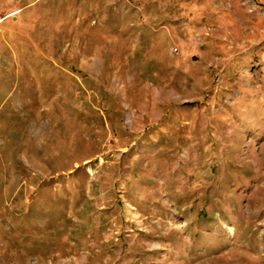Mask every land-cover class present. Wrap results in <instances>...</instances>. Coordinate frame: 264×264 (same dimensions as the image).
Wrapping results in <instances>:
<instances>
[{
  "label": "rangeland",
  "instance_id": "1",
  "mask_svg": "<svg viewBox=\"0 0 264 264\" xmlns=\"http://www.w3.org/2000/svg\"><path fill=\"white\" fill-rule=\"evenodd\" d=\"M0 264H264V0H0Z\"/></svg>",
  "mask_w": 264,
  "mask_h": 264
}]
</instances>
